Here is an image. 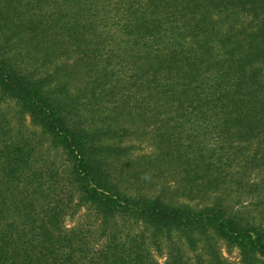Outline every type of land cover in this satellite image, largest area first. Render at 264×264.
Instances as JSON below:
<instances>
[{"label": "trees", "instance_id": "16d2710c", "mask_svg": "<svg viewBox=\"0 0 264 264\" xmlns=\"http://www.w3.org/2000/svg\"><path fill=\"white\" fill-rule=\"evenodd\" d=\"M222 244L264 264V0H0V264Z\"/></svg>", "mask_w": 264, "mask_h": 264}, {"label": "rangeland", "instance_id": "374dc122", "mask_svg": "<svg viewBox=\"0 0 264 264\" xmlns=\"http://www.w3.org/2000/svg\"><path fill=\"white\" fill-rule=\"evenodd\" d=\"M28 125H30L29 121H28ZM152 126H155V125H152ZM130 141L132 143L142 146V149L136 150L135 153H149L154 149L153 144L149 140H147V137L142 139L137 136H133ZM170 183H174V182L171 181ZM202 203L204 202L201 201V204ZM86 215H87V212L84 209H82L81 211L75 213V215L68 216L65 220V226L67 228H72V227L77 226L79 222L83 221L86 218L85 217ZM220 248H221L220 249L221 255L223 256V258H225L229 262L240 264L239 251L236 248H228L223 244L220 246ZM155 257L159 262L163 263L166 258V250L161 251V252H155Z\"/></svg>", "mask_w": 264, "mask_h": 264}]
</instances>
